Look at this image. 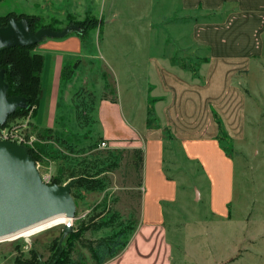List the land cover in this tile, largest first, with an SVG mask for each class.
I'll return each instance as SVG.
<instances>
[{"label": "rangeland", "instance_id": "rangeland-1", "mask_svg": "<svg viewBox=\"0 0 264 264\" xmlns=\"http://www.w3.org/2000/svg\"><path fill=\"white\" fill-rule=\"evenodd\" d=\"M186 16L196 22L209 19L202 10L183 12L177 0H0V25L10 18H24L34 22L38 30L76 27V31L62 39L46 38L31 49V53H40L44 58V81L46 74L53 73L50 65L45 64L48 55L44 54H54L56 60V54L65 53L61 57V72L74 70L76 64L70 80L64 81L60 75L53 126L35 123L37 104L23 115L9 116L0 127L5 132L18 127L16 134L35 138L28 149L36 151L37 144H46L50 157L42 155L38 161L42 174L56 175L61 164L74 167L81 160H92L89 166H98L109 149L98 147L102 138L97 113H91L88 126L82 127L76 123L72 99L76 93L79 100L85 90L97 98L115 96L112 103L121 104L128 118L129 104L135 109L138 127L145 117L146 125L151 121L148 129H163L161 174L176 183L175 199L163 202L173 264H264V73L261 68L252 69L249 77L244 78L249 110H253L247 136L238 141L222 134L218 145L228 163L225 161L223 172L221 168L214 169L211 177L205 145L175 142L156 110L158 101H167L168 97L158 92L151 59H164V63L170 62L186 76H193L195 71L197 77L202 76L207 62V50L191 43L192 22L183 21ZM108 118L109 113L103 118L104 127ZM38 132L52 139L39 142ZM59 138L66 139L71 150L61 149L54 140ZM193 150L197 157L189 156L191 151L195 154ZM111 157L116 158L118 167L100 176H105V189L75 193L78 199L72 230L83 232L82 239L90 242L129 230L132 225L137 229L140 222L143 169L133 164L137 158L132 149H118ZM149 184L155 185L151 180ZM221 195L226 196L225 201H218ZM107 210L119 214L122 226L91 230L90 226L99 222L91 221L92 218ZM130 237L127 235L125 240ZM57 248L60 253L72 248L74 257L81 255L88 264H95L88 249L74 241L63 230V224L29 239L0 240V264H28L25 261L34 253L39 257L37 264H47Z\"/></svg>", "mask_w": 264, "mask_h": 264}, {"label": "crops", "instance_id": "crops-1", "mask_svg": "<svg viewBox=\"0 0 264 264\" xmlns=\"http://www.w3.org/2000/svg\"><path fill=\"white\" fill-rule=\"evenodd\" d=\"M177 1L185 13L195 10L207 13L209 19L204 22L193 21L189 16L182 18L192 22L191 43L207 50V62L201 70L202 76L193 77L176 71L170 62L164 63V59H151L158 92L168 97L167 101H158L156 110L163 127L169 130L175 142L185 146L205 145L212 177L214 169L221 168L223 172L225 161L228 163L219 149L220 132L215 115L228 137L242 141L247 136L253 110H249V98L243 82L252 69L257 71L261 68L264 73V0ZM62 54L65 53L56 54L59 56L56 60L54 54H44L48 55L45 56V64L50 65L53 73L46 74L45 81L41 76L35 123L47 128L53 126L56 112ZM44 71L45 68L42 73ZM40 109L42 112L38 119ZM127 112L129 118L121 104L110 100H100L97 106L100 137L109 148L141 149L143 152L139 225L127 247L104 264H173V245L164 222L163 202L175 199L176 183L166 180L161 174L163 129H148L145 117L138 127L135 109L130 104ZM107 113L109 118L105 120L104 127L102 122ZM126 121L132 122L131 126L125 124ZM193 152L195 154L191 151L189 156L197 157ZM149 180L155 185H150ZM225 199L226 196L221 195L218 201Z\"/></svg>", "mask_w": 264, "mask_h": 264}, {"label": "trees", "instance_id": "trees-1", "mask_svg": "<svg viewBox=\"0 0 264 264\" xmlns=\"http://www.w3.org/2000/svg\"><path fill=\"white\" fill-rule=\"evenodd\" d=\"M9 19L5 21L4 24L0 25L3 27L7 24ZM29 28L31 31L35 32L38 28L35 26L34 22L32 23L29 19ZM30 46H14V47H5L0 49V73L3 75V80L7 84V96H18L21 99L27 102L26 108H18L11 115H23L30 106L37 105L39 103V93L41 88V74L44 66V58L40 53H31L32 47ZM76 64L73 65L75 70ZM74 70H70L69 72H61V77L64 81H68L74 75ZM191 70V69H190ZM194 77H197V73L194 71ZM84 90H82L83 92ZM77 94L75 93V97L72 99V104L74 106V114L75 120L77 124H80L82 127L88 126V118L91 113H97L96 109L100 100H110L111 102H115L116 98H108L106 95H102L100 98H97L92 92L84 91L79 100H76ZM10 115V116H11ZM148 116L151 115V111L148 110ZM215 119L217 124L219 125V136L218 140L220 142V138L222 134H224L221 122L218 117L215 115ZM151 125V121H147V126ZM37 140L39 142H46L48 139L41 133L36 134ZM56 143H59V147L65 150H71L70 146L67 145L66 139H54ZM102 141H104L102 139ZM101 141V142H102ZM46 144L40 146L36 145L35 150L29 149V152L35 162L40 161L41 156L45 155L46 158L50 157V154L47 152ZM100 147V144L98 145ZM109 149L105 154H102L104 157L99 162L98 166L90 167V161L81 160L78 163L73 165H65L61 164L58 168L56 175H53L52 183L62 185L66 180L74 181L71 188V195L74 200L76 198L75 193L77 191H89V192H97L103 191L106 187V181L104 180L105 176L100 177L102 174H106L107 172L114 171L117 169V163L115 159L111 158V153L118 149ZM133 153L136 155L137 160L134 161V165L137 169L142 170L143 165V152L141 149H133ZM49 155V156H48ZM52 157V156H51ZM114 158V157H113ZM65 159V158H63ZM65 163V160H63ZM98 167V168H97ZM119 214L117 212H110V210L103 211L102 213L96 215L92 218L91 221H95L96 219L99 221L95 222L90 226V229L93 231L100 230H113L116 227H121L119 224ZM97 223V224H96ZM84 231V230H83ZM136 228L132 225L130 229L121 230L117 234L112 233L109 236L102 237L97 241H89L82 239L83 232H72V239L77 241L88 249L90 253V259L94 261L95 264H104L109 260H112L116 256H118L128 245L131 237L135 233ZM131 235L130 239H126L127 235ZM123 239V240H122ZM28 264L39 262V257L36 253L32 254V256L25 261ZM47 264H88L86 259L78 255L74 257L72 255V248L60 253V249L57 248L51 255Z\"/></svg>", "mask_w": 264, "mask_h": 264}, {"label": "water", "instance_id": "water-1", "mask_svg": "<svg viewBox=\"0 0 264 264\" xmlns=\"http://www.w3.org/2000/svg\"><path fill=\"white\" fill-rule=\"evenodd\" d=\"M76 27L62 30L41 28L35 32L27 19L10 18L0 27V49L39 44L46 38L62 39ZM7 84L0 73V126L27 102L18 96H7ZM74 181L58 185L43 182L29 149L16 142L0 140V239H4L32 225L61 216L70 220L63 230L72 232L76 203L71 195Z\"/></svg>", "mask_w": 264, "mask_h": 264}, {"label": "built area", "instance_id": "built-area-1", "mask_svg": "<svg viewBox=\"0 0 264 264\" xmlns=\"http://www.w3.org/2000/svg\"><path fill=\"white\" fill-rule=\"evenodd\" d=\"M2 127H0V140H4V141H12V142H16L18 144H22L24 146H26L27 148L28 147H31L32 144L36 141L35 138L33 137H30V138H27L26 136L22 135V134H16L17 133V128H13L12 131L10 132H5V130H2L1 129ZM108 144L106 143V141H102L100 143V148L102 149H105V148H108ZM36 167L39 171V163L36 162ZM49 171V170H48ZM39 174L41 176V179L43 180V182L51 185L52 184V178H53V175L51 172H47L46 174H42L40 171H39Z\"/></svg>", "mask_w": 264, "mask_h": 264}, {"label": "bare ground", "instance_id": "bare-ground-1", "mask_svg": "<svg viewBox=\"0 0 264 264\" xmlns=\"http://www.w3.org/2000/svg\"><path fill=\"white\" fill-rule=\"evenodd\" d=\"M70 223V220H67L64 217L57 216L50 219H47L45 221H42L40 223H37L35 225H32L26 229H23L13 235H10L8 237H5L4 239L0 240H13L17 238H26L29 239L30 237L39 234L41 232H44L52 227L59 226L62 224Z\"/></svg>", "mask_w": 264, "mask_h": 264}]
</instances>
